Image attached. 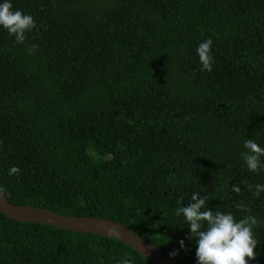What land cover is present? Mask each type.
<instances>
[{"label":"trees","instance_id":"16d2710c","mask_svg":"<svg viewBox=\"0 0 264 264\" xmlns=\"http://www.w3.org/2000/svg\"><path fill=\"white\" fill-rule=\"evenodd\" d=\"M12 4L37 28L23 44L0 28L9 201L122 222L181 264H197L196 243L175 210L198 192L239 220L242 202L260 222L249 264H264V193L248 188L264 184V169L241 156L246 139L264 146V0ZM209 37L215 63L201 72L196 48ZM126 254L153 264L119 239L0 211V264H119Z\"/></svg>","mask_w":264,"mask_h":264},{"label":"clouds","instance_id":"9594fccd","mask_svg":"<svg viewBox=\"0 0 264 264\" xmlns=\"http://www.w3.org/2000/svg\"><path fill=\"white\" fill-rule=\"evenodd\" d=\"M0 28L4 29L18 44H23L27 34L37 28L33 16L21 9H14L12 0H0ZM213 40L209 37L199 43L196 53L200 62L201 72H211L215 59L212 55ZM33 45L29 52L37 49ZM245 152L241 153L244 164L251 172L259 173L264 169V146L254 139L244 141ZM21 169L12 166L8 175L19 174ZM255 188L253 195L259 198L264 193V184L249 185V191ZM235 193L241 191L238 185H232ZM208 197L201 196L198 192L191 195L187 205L175 210L177 217L183 216L190 232V239L195 238L197 264H249L256 256L255 249L258 242L255 238V228L259 225L256 216L251 215L247 205L238 203L236 206L246 210L249 214L236 220L232 212L213 211L207 207ZM180 248H185V241H179ZM174 257L178 251L169 253ZM119 264H135L134 260L125 255Z\"/></svg>","mask_w":264,"mask_h":264},{"label":"water","instance_id":"95a60500","mask_svg":"<svg viewBox=\"0 0 264 264\" xmlns=\"http://www.w3.org/2000/svg\"><path fill=\"white\" fill-rule=\"evenodd\" d=\"M0 211L7 217L20 222L43 223L60 229L119 239L153 264H181L158 246L141 238L134 230L119 221L101 217L62 215L32 205H17L9 201L1 188Z\"/></svg>","mask_w":264,"mask_h":264}]
</instances>
